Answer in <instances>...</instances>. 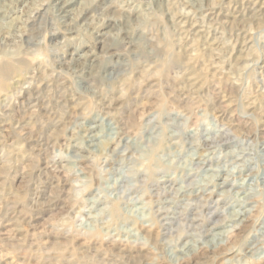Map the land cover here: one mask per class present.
I'll return each mask as SVG.
<instances>
[{"label":"clouds","instance_id":"1","mask_svg":"<svg viewBox=\"0 0 264 264\" xmlns=\"http://www.w3.org/2000/svg\"><path fill=\"white\" fill-rule=\"evenodd\" d=\"M0 264H264V0H0Z\"/></svg>","mask_w":264,"mask_h":264}]
</instances>
